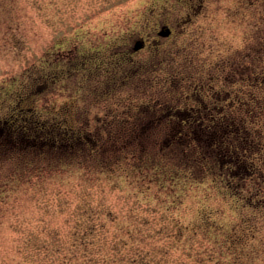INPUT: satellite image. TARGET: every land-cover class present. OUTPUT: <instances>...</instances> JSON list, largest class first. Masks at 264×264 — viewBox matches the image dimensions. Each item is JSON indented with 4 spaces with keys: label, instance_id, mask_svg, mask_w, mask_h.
Returning a JSON list of instances; mask_svg holds the SVG:
<instances>
[{
    "label": "rangeland",
    "instance_id": "374dc122",
    "mask_svg": "<svg viewBox=\"0 0 264 264\" xmlns=\"http://www.w3.org/2000/svg\"><path fill=\"white\" fill-rule=\"evenodd\" d=\"M162 25L171 28L168 37L158 35ZM141 39L144 48L134 51V42ZM262 43L264 0H0V127L10 122L8 134L0 131V171L38 157L36 150L15 147L22 144L15 138L20 132L15 125L19 129L26 116L33 114L39 127H50L52 120L75 126L108 116L113 105L124 108L128 96L169 103L180 99L181 106L190 105L182 98L191 95L194 84L212 76L213 86L219 85V65L213 62L232 61L236 78L246 64L244 72L250 75L248 65L264 52ZM177 85L183 88L175 90ZM208 89L209 94L202 92L206 99ZM68 178L55 175L49 188L28 189L16 202L3 205L0 247L46 243L47 232L69 227L73 213L87 208L110 231L143 236L150 230L153 247L169 251L154 255L168 264H197L181 254L185 245L206 242L190 234L210 229L200 223L206 215L208 224L216 225L219 244L225 237L234 242L228 261L264 262V189L251 207L246 201L253 194L250 182L230 198L214 193L206 198L200 184L191 185V197L179 206L165 194L163 204L156 202L155 185L143 192L124 178L111 183L102 175L87 186L86 196L57 192L54 185L62 179L74 183ZM64 219L70 223L63 225ZM176 225L185 228L188 240L174 236Z\"/></svg>",
    "mask_w": 264,
    "mask_h": 264
},
{
    "label": "trees",
    "instance_id": "16d2710c",
    "mask_svg": "<svg viewBox=\"0 0 264 264\" xmlns=\"http://www.w3.org/2000/svg\"><path fill=\"white\" fill-rule=\"evenodd\" d=\"M213 64L219 65L215 68L220 74L219 85L213 86L210 74L208 82L194 84L191 95L182 98L190 105L181 106L180 99L169 103L128 96L124 108L113 105L108 116L80 125H55L52 120L50 127L42 123L39 127L31 118L33 114L23 118L19 129L15 125V132L20 130L15 138L22 144L16 142L15 147L36 150L38 157L0 171V209L16 202L19 195L30 193L28 189L37 193V188H49L55 175L74 180L59 181L54 185L57 192L76 191L86 196L87 186L102 175L111 183L124 178L143 192L155 185L156 202L163 204L161 197L165 194L179 206L191 197L193 185H201L203 197L214 193L230 198L250 182L253 194L246 201L254 207L264 189V52L248 65L250 75L244 72L246 64L242 65L239 78L232 61ZM208 87L211 93L206 99L202 92L208 90L209 94ZM182 88L177 85L175 90ZM13 119L19 121L18 117ZM5 123L0 131L6 135L10 122ZM260 199L264 204V196ZM165 209L170 211L169 207ZM80 210L73 213L72 225L47 232L46 243L0 247V264H53L55 260L56 264H168L154 255L167 256L169 251L153 247L150 230L143 236L139 232L110 231L92 210ZM208 219L203 216L200 223L205 228L210 226V234L201 228L190 233L206 242L196 240V246L185 245L182 257L197 264H244L237 258L228 261L232 255L229 245L234 242L225 237L219 244L216 225H209ZM67 223L70 219L62 220L63 225ZM176 226L174 236L188 240L185 228ZM252 253L257 260L258 252ZM48 260L50 263H46Z\"/></svg>",
    "mask_w": 264,
    "mask_h": 264
},
{
    "label": "water",
    "instance_id": "95a60500",
    "mask_svg": "<svg viewBox=\"0 0 264 264\" xmlns=\"http://www.w3.org/2000/svg\"><path fill=\"white\" fill-rule=\"evenodd\" d=\"M158 34L161 36H166L169 34V29L166 26H163V27H161V30L158 32ZM141 47H143V41L142 40H137L134 42L133 50H138Z\"/></svg>",
    "mask_w": 264,
    "mask_h": 264
}]
</instances>
